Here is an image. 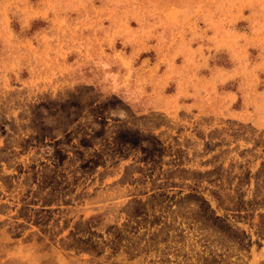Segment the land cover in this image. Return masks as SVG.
Masks as SVG:
<instances>
[{
  "label": "rangeland",
  "instance_id": "rangeland-1",
  "mask_svg": "<svg viewBox=\"0 0 264 264\" xmlns=\"http://www.w3.org/2000/svg\"><path fill=\"white\" fill-rule=\"evenodd\" d=\"M0 264H264V0H0Z\"/></svg>",
  "mask_w": 264,
  "mask_h": 264
}]
</instances>
